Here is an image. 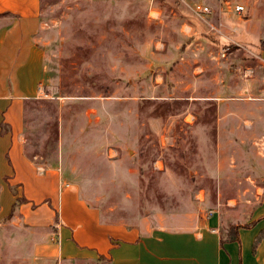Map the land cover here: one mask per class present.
<instances>
[{"label":"rangeland","instance_id":"374dc122","mask_svg":"<svg viewBox=\"0 0 264 264\" xmlns=\"http://www.w3.org/2000/svg\"><path fill=\"white\" fill-rule=\"evenodd\" d=\"M39 1L44 94L26 102V155L108 223L181 229L214 210L222 231L251 221L264 197V0ZM12 140L0 145V264H110L39 256L54 228L18 206L6 218L37 191L9 160Z\"/></svg>","mask_w":264,"mask_h":264},{"label":"crops","instance_id":"0c3cea01","mask_svg":"<svg viewBox=\"0 0 264 264\" xmlns=\"http://www.w3.org/2000/svg\"><path fill=\"white\" fill-rule=\"evenodd\" d=\"M0 17V145L10 134L9 160L29 169L37 186L18 206L24 221L54 227L51 239L36 246L37 255L110 264H264V197L251 221H229L239 225L238 240L222 246V218L217 210L181 229L151 224L148 219L137 226L108 223L81 197L75 184L63 179L60 169L38 167L25 153L23 128L26 102L44 94L40 1L0 0ZM262 56L264 61V52ZM213 77L219 89L228 87L221 71ZM35 171L43 173V178L35 176Z\"/></svg>","mask_w":264,"mask_h":264},{"label":"trees","instance_id":"16d2710c","mask_svg":"<svg viewBox=\"0 0 264 264\" xmlns=\"http://www.w3.org/2000/svg\"><path fill=\"white\" fill-rule=\"evenodd\" d=\"M25 200L24 198L18 199L11 208V211L8 213L7 215V219L8 218H12L13 213L15 212V208L17 206H19L20 204L24 203ZM58 216V215H57ZM55 216V223L58 221V217ZM54 228V227H53ZM238 229H239V225L236 226L232 223H230L227 228L222 232L221 235V245L224 246L226 243L232 242V241H236L238 240ZM263 237V236H261ZM259 240H257V242L255 243V246L258 244Z\"/></svg>","mask_w":264,"mask_h":264},{"label":"built area","instance_id":"2783aa9c","mask_svg":"<svg viewBox=\"0 0 264 264\" xmlns=\"http://www.w3.org/2000/svg\"><path fill=\"white\" fill-rule=\"evenodd\" d=\"M197 11L200 13V14H202V15H209V14H211V10H210V8H208V7H206V6H198V8H197ZM245 11V8H244V6H237L236 8H235V12L236 13H238V14H241V13H243Z\"/></svg>","mask_w":264,"mask_h":264}]
</instances>
